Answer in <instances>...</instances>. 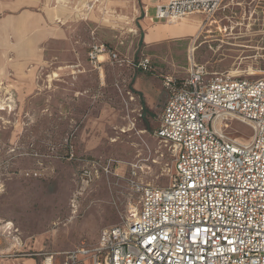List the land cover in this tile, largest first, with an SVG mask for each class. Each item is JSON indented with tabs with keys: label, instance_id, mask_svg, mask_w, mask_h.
Instances as JSON below:
<instances>
[{
	"label": "rangeland",
	"instance_id": "374dc122",
	"mask_svg": "<svg viewBox=\"0 0 264 264\" xmlns=\"http://www.w3.org/2000/svg\"><path fill=\"white\" fill-rule=\"evenodd\" d=\"M66 5L56 11L60 45H46L47 56L25 67L8 58L0 66V264H61L66 251L94 246L102 228L134 214L137 183H171L173 156L156 135L165 76L182 79L198 63L264 78V0H222L212 15L160 23L198 19L190 34L178 26L162 39L144 14L147 1L99 0L83 16ZM147 16L164 21L154 4ZM94 42L104 45L99 65L88 58ZM145 60L150 69L137 67ZM125 87L137 103H128ZM232 125L234 134L249 135ZM92 164L96 176L84 185L81 170Z\"/></svg>",
	"mask_w": 264,
	"mask_h": 264
},
{
	"label": "built area",
	"instance_id": "2783aa9c",
	"mask_svg": "<svg viewBox=\"0 0 264 264\" xmlns=\"http://www.w3.org/2000/svg\"><path fill=\"white\" fill-rule=\"evenodd\" d=\"M58 1L83 16L99 0ZM221 1L161 0L155 18L212 15ZM104 51L94 42L89 61L99 65ZM137 67L151 68L147 60ZM163 85L156 135L169 145L173 180L162 187L137 183L134 214L102 228L94 246L66 251L61 264H264V78L193 63L186 77L165 76ZM124 94L137 103L133 90ZM235 122L249 129L246 138L234 134ZM95 167H83L82 184L95 178Z\"/></svg>",
	"mask_w": 264,
	"mask_h": 264
},
{
	"label": "crops",
	"instance_id": "0c3cea01",
	"mask_svg": "<svg viewBox=\"0 0 264 264\" xmlns=\"http://www.w3.org/2000/svg\"><path fill=\"white\" fill-rule=\"evenodd\" d=\"M144 1H147L148 5H155L161 0ZM57 2L59 1L0 0V66L5 65L8 58L15 59L11 63L12 66L25 67L26 64L47 56L46 45H60L62 29L58 21H61L62 17L61 13L58 15L56 11H69L70 8ZM148 5L145 6L147 9ZM146 17L151 22L158 24V29L164 32L165 35L158 39L169 37L171 32L176 31L174 28L178 26H180L179 30L183 28L185 34H190L192 24L198 21L196 18L194 21L184 19L176 23V26L165 24V26L160 27V23L169 22L155 21L147 15ZM136 86L144 97L145 103L150 106L148 94L143 92L140 85Z\"/></svg>",
	"mask_w": 264,
	"mask_h": 264
},
{
	"label": "bare ground",
	"instance_id": "6f19581e",
	"mask_svg": "<svg viewBox=\"0 0 264 264\" xmlns=\"http://www.w3.org/2000/svg\"><path fill=\"white\" fill-rule=\"evenodd\" d=\"M62 4H63V3H62ZM63 5H66V4H63ZM145 9H146V7H145ZM152 34H153V31H150L149 33H147V35H146V40H147V42H150V39H151ZM194 49H195V47L193 46V44H191V45L189 46V53L191 54V52L194 51ZM100 55H101V54H100ZM99 58H100V60L103 59L102 56H99ZM54 76H56L55 73H54ZM10 98H11V97H10ZM1 104H4V103H0V106H1ZM8 105L11 106V104H8Z\"/></svg>",
	"mask_w": 264,
	"mask_h": 264
}]
</instances>
